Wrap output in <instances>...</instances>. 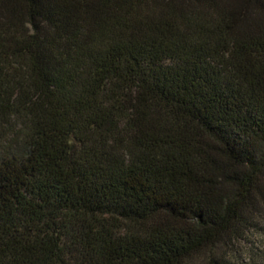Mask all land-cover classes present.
<instances>
[{"label": "trees", "instance_id": "1", "mask_svg": "<svg viewBox=\"0 0 264 264\" xmlns=\"http://www.w3.org/2000/svg\"><path fill=\"white\" fill-rule=\"evenodd\" d=\"M0 264H264V0H0Z\"/></svg>", "mask_w": 264, "mask_h": 264}]
</instances>
